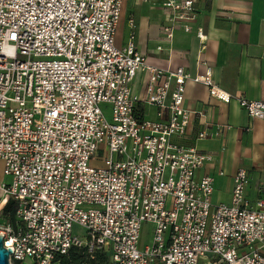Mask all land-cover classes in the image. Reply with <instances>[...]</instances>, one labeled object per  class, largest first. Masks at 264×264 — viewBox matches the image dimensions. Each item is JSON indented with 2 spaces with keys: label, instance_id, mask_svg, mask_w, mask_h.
I'll use <instances>...</instances> for the list:
<instances>
[{
  "label": "built area",
  "instance_id": "obj_1",
  "mask_svg": "<svg viewBox=\"0 0 264 264\" xmlns=\"http://www.w3.org/2000/svg\"><path fill=\"white\" fill-rule=\"evenodd\" d=\"M123 1L0 0L1 187L17 203L15 225L0 220L10 264H55L72 248L109 264H264V184L251 201L241 168L231 204H215L214 178L197 176L213 156L176 141L202 115L185 106L190 81L252 119L264 120V100L233 96L210 68L194 77L151 65L134 18L118 47ZM135 1L161 7L169 43L193 31L196 0ZM229 129L205 125L196 141ZM145 225L152 241L140 248Z\"/></svg>",
  "mask_w": 264,
  "mask_h": 264
},
{
  "label": "crops",
  "instance_id": "obj_2",
  "mask_svg": "<svg viewBox=\"0 0 264 264\" xmlns=\"http://www.w3.org/2000/svg\"><path fill=\"white\" fill-rule=\"evenodd\" d=\"M196 2L198 16L193 31H176L169 43L162 34L165 14L160 6L124 0L118 27L121 45L129 35L128 20L134 18L138 48L151 65L164 70L183 67L194 77L210 68L217 84L233 96L264 100V0ZM198 28L207 36L204 44L195 34ZM159 46L164 51L158 52ZM144 81L142 76L137 78L135 93L142 92ZM185 106L202 115L193 116L187 135L176 141L213 156L197 172L198 177L214 178L213 202L231 204L234 177L241 168L250 172L247 197L251 201L259 198L264 184V120L252 119L236 101L225 104L213 99L207 87L191 81L185 87ZM147 110L148 117L156 119L155 108L149 106ZM212 123L230 129L221 137L196 141L198 132Z\"/></svg>",
  "mask_w": 264,
  "mask_h": 264
},
{
  "label": "trees",
  "instance_id": "obj_3",
  "mask_svg": "<svg viewBox=\"0 0 264 264\" xmlns=\"http://www.w3.org/2000/svg\"><path fill=\"white\" fill-rule=\"evenodd\" d=\"M140 111H144L139 107ZM17 203L13 198H10L2 209L4 219L11 224L16 223ZM55 264H109L104 253L94 252L90 254L86 248H72L68 255L60 256L55 260Z\"/></svg>",
  "mask_w": 264,
  "mask_h": 264
},
{
  "label": "rangeland",
  "instance_id": "obj_4",
  "mask_svg": "<svg viewBox=\"0 0 264 264\" xmlns=\"http://www.w3.org/2000/svg\"><path fill=\"white\" fill-rule=\"evenodd\" d=\"M136 38L138 39V32L137 31H136ZM120 40H122V38L120 37V33H119V30H118V32L116 34V45L118 47H122L123 46V45H121L122 43H121ZM137 42H138V40H137ZM4 181H5V177L3 176L2 163H0V220L4 219V217L2 215V211H1V208L3 207L2 204L5 203L4 195H3V191H2V187H1V185H2V183ZM151 241H152V238H151L150 228L145 225L143 227V230H142V233H141L139 247L143 248L146 245H150ZM24 264H29V263L25 262ZM156 264H163V263H161L160 261H157Z\"/></svg>",
  "mask_w": 264,
  "mask_h": 264
},
{
  "label": "water",
  "instance_id": "obj_5",
  "mask_svg": "<svg viewBox=\"0 0 264 264\" xmlns=\"http://www.w3.org/2000/svg\"><path fill=\"white\" fill-rule=\"evenodd\" d=\"M12 250L4 248L3 236L0 235V264H10V255Z\"/></svg>",
  "mask_w": 264,
  "mask_h": 264
}]
</instances>
